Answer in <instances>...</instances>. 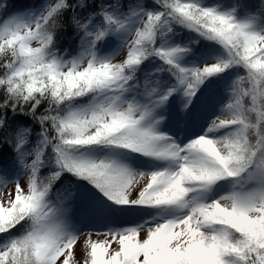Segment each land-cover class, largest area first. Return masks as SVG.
<instances>
[{"label": "snow or ice", "instance_id": "1", "mask_svg": "<svg viewBox=\"0 0 264 264\" xmlns=\"http://www.w3.org/2000/svg\"><path fill=\"white\" fill-rule=\"evenodd\" d=\"M152 3L96 0L86 22L73 16L83 32L81 53L67 60L51 47L66 0L10 13L0 25V57L7 61L0 64V152L10 147L14 165L30 173L23 187L18 173L14 198L0 202V236L6 237L0 264H76L73 247L84 222L106 224L111 239L86 240L83 264H264V31L254 29L258 17L237 22L234 10L201 0ZM258 11L264 15V5ZM95 16L102 20L95 23ZM165 25L169 33L182 26L198 39H165ZM110 35L118 43L100 55ZM201 39L219 50H194ZM124 48L126 58L113 62ZM149 60L160 63L141 84L138 72ZM162 73L167 77L159 78ZM226 90L231 98L223 104ZM45 101L48 108L37 116ZM173 106L187 136L161 130ZM16 114L41 125L34 153L32 129ZM48 146L54 158L45 160ZM98 146L110 155L87 154ZM138 157L148 169L135 166ZM46 163L55 170L45 182L38 172ZM64 173L83 183L66 186L54 203L50 192ZM9 182L0 173V188ZM124 217L148 218L116 226ZM18 226L22 234L13 235Z\"/></svg>", "mask_w": 264, "mask_h": 264}, {"label": "trees", "instance_id": "2", "mask_svg": "<svg viewBox=\"0 0 264 264\" xmlns=\"http://www.w3.org/2000/svg\"><path fill=\"white\" fill-rule=\"evenodd\" d=\"M43 0H0V23L3 19L9 16L10 13L20 12L26 9H35ZM236 5L241 9L245 8L251 11H257L261 8V5H264V0H234ZM69 7L62 11L57 23L58 27L53 32L54 43L51 46L52 49L59 50L60 52L71 51L73 52L77 45L81 41V36L83 32L79 27L73 22V16L81 21V23L86 22L88 17L97 9L94 4L96 0H66ZM124 3L135 6L136 4H142L145 8H152L155 5L152 3V0H123ZM260 13V12H259ZM264 16V15H262ZM102 19L100 16H95ZM93 18V19H94ZM169 25H165L161 31L165 32V38L169 32H167V28ZM178 34L179 42L186 43L189 40L198 39L194 32H191L182 26H176L173 29V32ZM174 35V36H175ZM201 49H206L211 52H216L219 50L218 45H214L212 42L200 40V43L196 46L194 50L200 51ZM7 61L0 57V64L6 63ZM158 62V60L156 61ZM154 70V62L152 60L145 61L141 66L140 71L138 72V76L143 81L144 73L150 72ZM4 69L0 68V76L3 75ZM235 72L233 73V79L235 78ZM241 75H246V72L243 70L240 71ZM167 73H162L160 78H166ZM246 87H250V84H246ZM0 98H2V92H0ZM88 98H81L78 102L85 103ZM48 108L47 102H42L41 106L37 109V116L45 113V109ZM11 113H9V117H11ZM18 119L26 121L25 126H29L32 129V141H38L39 137H37V133L41 130V125L37 120L32 119L28 116H21L20 114H16ZM49 129L50 135L54 134L51 130V123L48 122L46 125ZM45 160H49L54 158V154L52 152L51 146L45 148ZM9 164H14L13 161V153L10 147L5 146L2 152H0V168H5ZM54 165L46 163L42 168H40L38 172V176L41 180L46 182V178L50 176L51 172L54 171ZM82 181H77L76 178L71 177L70 174L64 173L60 180L56 181L53 189L50 192V197L53 201L56 202L58 199V194L62 193L63 189L69 184L72 185H81ZM23 232V226H18L13 230V235H20ZM6 237L0 236V243H2Z\"/></svg>", "mask_w": 264, "mask_h": 264}, {"label": "rangeland", "instance_id": "3", "mask_svg": "<svg viewBox=\"0 0 264 264\" xmlns=\"http://www.w3.org/2000/svg\"><path fill=\"white\" fill-rule=\"evenodd\" d=\"M54 2H56V0H47L36 10L26 9V10H23L22 12H24V11L39 12L43 8L47 7L48 4L54 3ZM201 2L206 6L215 7L221 11L234 10V19L237 22L245 20L246 17L249 15L257 16L258 19H257L256 23L254 24V29L259 30V31H264V16L260 15V13L257 11H251V10H248L245 8L240 9L236 5L234 0H201ZM14 13H21V12H14ZM8 18H9V16L6 17L5 19H3L0 23V25H2L4 20H6ZM101 20L102 19H99L98 17L94 18L95 23H99ZM175 34L176 33H170L166 36L165 39H167L168 37H171L173 40L180 43L178 34L177 35H175ZM109 37H110V40L100 48V50H99L100 55H107L118 43L115 36L112 37L110 35ZM33 46H37V44L35 42H33ZM52 50L54 52H56L59 56H62L66 60L71 59V58L76 57V56H79L81 53V49L78 52H73V53H71V51H69L70 49L68 51H64V52H60L59 50H55V49H52ZM126 52H127L126 48L122 49L117 55H115L113 57V62H118V61L126 58ZM209 62H214V61H209ZM159 63L160 62L158 61L156 63V66H158ZM140 83L141 84L143 83V81L141 79H140ZM230 98H231L230 90H226L224 93L223 104H227ZM219 107H222V105L218 106V109H217L218 111H219ZM171 113L172 114H171L169 120L164 122L161 130L162 131H168L173 135H179L181 132H183L184 135L187 136L188 129L187 128H181L179 126V123L177 122L176 108H172ZM221 115L226 116V115H228V113H226V112L221 113ZM37 142L38 141H34V142L32 141L30 146H29V149L32 150L33 153H34V149H35ZM87 154L94 157V158H97V159L105 158V157L110 155L107 148H101L99 146L96 148L95 151L87 153ZM34 158H35L34 154L32 156L28 157L27 163L30 164L31 160ZM132 162L135 164V166L138 169L146 170L149 167L148 161L145 158H139V157L134 158ZM0 173H2L10 181L3 188H0V202L6 203V201L9 198H14V196H15V184L17 182L18 173H19V183L21 184L22 187L27 182L30 173L27 169L20 168L19 165H14V164H12V165L9 164L5 168H0ZM146 183H147V178L141 179L140 182L135 186L134 190H138V189L142 188ZM25 191H26V189H25ZM51 200H52V198H51ZM53 202L55 203V201H53ZM56 202H57V200H56ZM65 202L67 203V201H65ZM147 218L148 217H124V218H120L117 221L116 226H127V225H130L131 223H139V222H141L142 219H147ZM106 227H107L106 224L100 223V222H84V223L80 224L81 234L78 236L77 243L73 247L74 260H75L76 264H83V261H84L83 249H84V242L86 240H88L89 238L93 241H104L106 239H108V240L111 239V237H106L104 234ZM145 235H146V230L141 232L140 238L141 239L144 238ZM117 247H118V245L116 243H113L111 246V248H113V249L117 248Z\"/></svg>", "mask_w": 264, "mask_h": 264}]
</instances>
